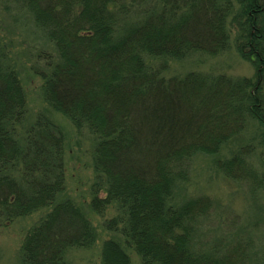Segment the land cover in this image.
<instances>
[{
	"label": "trees",
	"instance_id": "16d2710c",
	"mask_svg": "<svg viewBox=\"0 0 264 264\" xmlns=\"http://www.w3.org/2000/svg\"><path fill=\"white\" fill-rule=\"evenodd\" d=\"M5 1L29 11L56 47L38 51L30 68L46 102L94 136L90 205L101 216L115 212L104 226L124 238L104 240L103 264H132L129 248L140 264H264L251 236L200 244L201 222L215 208L209 195L175 200L193 158L221 152L250 120L264 146V0ZM7 38L0 33V225L50 207L25 235L22 258L71 264L68 250L92 246L97 227L73 199H61L66 134L46 112L26 121L28 97ZM232 46L259 69L255 76L167 73L168 58ZM254 150L241 144L216 166L264 191Z\"/></svg>",
	"mask_w": 264,
	"mask_h": 264
},
{
	"label": "rangeland",
	"instance_id": "374dc122",
	"mask_svg": "<svg viewBox=\"0 0 264 264\" xmlns=\"http://www.w3.org/2000/svg\"><path fill=\"white\" fill-rule=\"evenodd\" d=\"M0 33L6 35L13 47L12 53L20 71L21 80L28 97V118L30 122L42 112L62 126L67 137V187L61 195L73 199L97 227L98 238L90 247L70 248L67 259L71 264H103L102 247L104 240L110 237L124 239L120 233L108 231L104 226L106 216L97 214L90 205L92 184L95 178L93 166L94 136L87 129L76 127L73 121L63 113L53 109L43 94V81L30 68L37 61L38 51L46 50L57 54L54 43L39 27L32 14L21 10L15 4L0 0ZM160 59L154 60L159 63ZM162 60V59H161ZM163 61V60H162ZM168 75H184L191 71L231 76H255L258 68L244 58L232 46L218 55L193 52L183 59L168 58ZM261 127L257 121L250 120L246 129L233 141L226 144L219 153H198L193 158L190 179L180 182L176 187V201L182 202L192 196L206 194L214 201V210L210 217L203 219L197 240L209 247L218 240L225 244L234 241L239 235L251 236L256 242L257 251L264 248V191L252 192L246 183L236 182L226 177L216 166V161L232 156L241 144L252 143L256 150L251 160L257 166L264 162V146L261 143ZM261 167V166H260ZM50 207L43 208L31 215L18 218L15 222L0 225V264H27L21 254V244L28 230L44 216ZM255 251V252H257ZM132 264H140V257L134 249H128Z\"/></svg>",
	"mask_w": 264,
	"mask_h": 264
}]
</instances>
